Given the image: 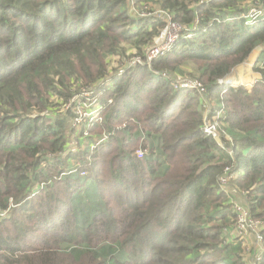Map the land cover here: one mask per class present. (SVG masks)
I'll use <instances>...</instances> for the list:
<instances>
[{
	"label": "trees",
	"instance_id": "obj_1",
	"mask_svg": "<svg viewBox=\"0 0 264 264\" xmlns=\"http://www.w3.org/2000/svg\"><path fill=\"white\" fill-rule=\"evenodd\" d=\"M135 1L183 30L150 67L104 87L112 102L89 131L109 136L81 176L61 173L75 157L62 155L65 104L113 57L143 55L163 22L135 17L130 0H0V264H264V229L252 250L260 260H245L244 239L224 234L235 215L218 184L231 166L229 186L264 219V14L251 12H264V0ZM257 47L250 88L218 83ZM184 77L205 87L211 118L221 109L231 154L202 131L201 96L173 87Z\"/></svg>",
	"mask_w": 264,
	"mask_h": 264
},
{
	"label": "built area",
	"instance_id": "obj_2",
	"mask_svg": "<svg viewBox=\"0 0 264 264\" xmlns=\"http://www.w3.org/2000/svg\"><path fill=\"white\" fill-rule=\"evenodd\" d=\"M130 7L131 13L135 17H156L163 22V25L159 29L158 35L154 37L153 42L146 47L143 55L137 54L136 51L132 49L133 51L129 50L126 52V54L129 52L133 55V58H131L130 60L127 59V57H113L111 60H114L115 62L116 60H118L119 65L121 66L119 68V71H117L114 75H109L108 72V74L104 78L97 81L93 85L80 89L67 101V103L65 104V108H71L73 112V117L70 120V124L68 126L69 142L67 145V150L62 153V155L64 157L66 156V154L72 153L75 157L70 158L71 167L67 169L63 168L64 171L61 173H80L81 176L86 175L87 171L81 169L83 166L86 165V161L85 159L79 157L78 154L81 150L88 148V151L86 150V158H90L92 150L97 145L103 143L108 139L109 134L105 131L100 134H96L100 137V140L97 143L90 144V140L87 139V137L84 138V135L90 134L89 129L91 127H93L97 122L102 121V110L104 109L106 104H110L112 102L110 99L105 102L102 101V99L100 98V95H103L105 93L103 92L104 87L109 86L112 82V78L124 72V70L130 69L135 66L150 67L151 62L155 58L162 56L165 52L171 49L181 36L183 27L173 19L172 14L168 11L163 10L162 8L157 6L152 7L146 4L137 3L135 0H130ZM251 12H254L256 16H261L264 14V12L262 11L256 12L254 10H251ZM169 28H174L176 29V31L178 29L177 34L174 37H167V31ZM187 37H190V35H187ZM131 60L132 63H129V61ZM161 76L167 78V73L162 72ZM218 83L220 85L224 84L223 79L218 80ZM173 87L175 89L195 90L198 95L201 96L204 119L202 131L205 134L211 136L221 148L225 149V151L231 154V137L227 133L224 134V136L219 134V129H222L219 122L221 109H217L214 112V116L211 118L213 104L208 101L206 96V89L203 84L198 80L184 77L181 79L174 80ZM223 130L224 129H222V131ZM79 134H83V143H81V141H79L78 139ZM144 154L145 151L142 149H137L135 151V155L137 158H142ZM48 155L50 157L54 156V154L50 153ZM45 165L46 163L42 161L41 166L44 167ZM234 176L235 172L233 168L231 166L225 167L221 175H219L218 177L219 187L223 188L226 186V184L228 185V183L234 178ZM38 189L39 188L35 187L34 190ZM244 203L245 202L242 201L241 203L232 204V211L235 215L234 223L231 226V229L224 231V234L240 237L244 240L248 238V235L252 234L254 239L259 241L260 243L262 242V236L260 234V231L264 229V219H255L251 215L249 208ZM6 213V210L0 212V217L5 216ZM256 259L260 260L259 254L257 255Z\"/></svg>",
	"mask_w": 264,
	"mask_h": 264
},
{
	"label": "rangeland",
	"instance_id": "obj_3",
	"mask_svg": "<svg viewBox=\"0 0 264 264\" xmlns=\"http://www.w3.org/2000/svg\"><path fill=\"white\" fill-rule=\"evenodd\" d=\"M250 19V18H249ZM178 31V29H177ZM177 31L176 29L174 28H169L168 31H167V37H174L176 34H177ZM258 49L256 48L249 56V58L244 62L242 63L241 65H239L238 67H236V69H234V72H233V76L231 77H228L226 78L223 82L224 84L226 85H231L232 87H235V86H245L246 88H250V86L255 82V73L252 69V64L254 62V57L257 55ZM128 51V50H127ZM133 55L130 54L129 52L126 54V57L127 59H131L133 58L132 57ZM248 60H250V64H248ZM253 61V62H252ZM129 63H132V60L129 61ZM128 63V64H129ZM246 65V66H245ZM248 65V66H247ZM121 66L119 65V62L118 60H116V62L114 60H111L110 62V66H109V75H114L117 71H119V68ZM248 70V71H247ZM242 71V72H241ZM239 75V76H238ZM247 75V76H246ZM241 77V78H240ZM248 77V78H247ZM239 78V80H238ZM242 79V80H241ZM239 81V82H238ZM219 134L223 135L226 134V132H224V130L222 131V129H219ZM83 136V134H79L78 135V139L79 141H82L81 140V137ZM89 139V143L90 144H94V143H97L99 140H100V137L97 136L96 134L94 133H90L89 135H84V138ZM101 144V143H100ZM79 148V146H78ZM88 151V150H87ZM83 159H85L86 161V165H88L90 162L93 161V158L90 157V158H84L82 157ZM82 170H86L87 171V174L90 173V167H87L86 169L85 168H81ZM63 174H70V173H62ZM235 177V176H234ZM232 181V180H231ZM49 182V181H48ZM47 182V183H48ZM46 183V185H47ZM230 182L228 183V185L226 184L225 187L221 188V189H225L224 191H226V194H228L229 198H230V202L233 203H241V201H239V199H243V195L240 194L239 192H233V193H230L226 190V187L229 186ZM241 197V198H240ZM245 201V200H243ZM6 215V214H5ZM259 241H257L256 239H254L253 235L250 234L248 235V238L243 240V247L245 248L244 250V255H243V258L246 259H249L250 261H252L255 257L257 258V255H258V252L256 253H253L252 250H254L256 247L259 246ZM255 258V259H256Z\"/></svg>",
	"mask_w": 264,
	"mask_h": 264
},
{
	"label": "crops",
	"instance_id": "obj_4",
	"mask_svg": "<svg viewBox=\"0 0 264 264\" xmlns=\"http://www.w3.org/2000/svg\"><path fill=\"white\" fill-rule=\"evenodd\" d=\"M257 51H258V53L260 52V50L262 49V47H257ZM258 53H257V55H258ZM257 55L254 57V61H255V59H256V57H257ZM253 62V61H252ZM254 63V62H253ZM241 65V64H240ZM253 65V64H252ZM239 66V65H238ZM238 66H236V67H238ZM236 67L234 68V69H236ZM234 69L232 70V72L227 76V77H225L224 79H223V81L226 79V78H228V77H232L233 76V72H234ZM253 74H255V81L257 80V79H259L260 78V75L258 74V73H253ZM251 87V86H250ZM226 190L228 191V192H230V193H233V192H236V190L235 189H233L232 187H231V185L230 186H227L226 187ZM241 198V197H240ZM239 201H243V199L241 198V199H239Z\"/></svg>",
	"mask_w": 264,
	"mask_h": 264
},
{
	"label": "bare ground",
	"instance_id": "obj_5",
	"mask_svg": "<svg viewBox=\"0 0 264 264\" xmlns=\"http://www.w3.org/2000/svg\"><path fill=\"white\" fill-rule=\"evenodd\" d=\"M250 56V55H249ZM250 60H248V64H250V62H249ZM246 66V65H245ZM248 66V65H247ZM248 71V70H247ZM242 72V71H241ZM239 76V75H238ZM247 76V75H246ZM241 78V77H240ZM248 78V77H247ZM229 79V78H228ZM238 80H239V78H238ZM242 80V79H241ZM239 82V81H238Z\"/></svg>",
	"mask_w": 264,
	"mask_h": 264
}]
</instances>
